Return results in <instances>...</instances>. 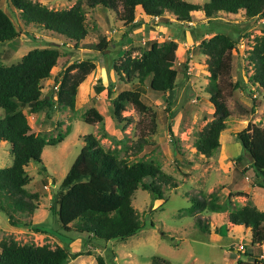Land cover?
I'll return each instance as SVG.
<instances>
[{
	"label": "rangeland",
	"instance_id": "rangeland-1",
	"mask_svg": "<svg viewBox=\"0 0 264 264\" xmlns=\"http://www.w3.org/2000/svg\"><path fill=\"white\" fill-rule=\"evenodd\" d=\"M33 1L62 10L71 8L78 0ZM186 1L202 6L208 0ZM0 6L21 32L22 41L18 50L8 43L0 45L1 63L6 66L17 64L34 49L60 52L51 76L40 82L43 97L56 102V77L71 61L90 60L96 65L79 85L75 109L54 104L48 117L43 112L33 115L25 108L33 132L62 141L46 146L42 162L32 161L26 167L30 178L26 188L39 195L37 209L29 216H15L33 226H13L7 213L0 209V241L14 239L21 244L60 245L70 252L93 251V255L69 258L66 264H97L95 256L99 254L107 264H152L155 255L171 264H238L239 259L252 263L253 258L240 254L248 248L253 249L250 246L251 228L230 222L228 212L248 203L264 210V188L254 180L251 157L244 152L236 136L250 123L264 127V90L250 83L253 68L248 58L256 37L263 34L264 22L247 20L241 11L235 16L220 13L218 22H212L221 25L219 32L236 36L238 45L232 52L231 75L224 82V98L231 115L226 130L221 133L220 146L211 158H205L197 152L195 143L207 123L214 119L215 108L207 91L210 83L208 57L201 51L202 41L213 35L204 36V31L199 30L205 26L212 30L213 25L206 22L202 9L192 13L193 24L172 25L158 22L157 18L155 21L145 18L147 23L141 30L126 33L115 12L103 6L86 7L89 35L79 46H74L55 32L35 25L27 26L20 11L10 1L2 0ZM140 13V10L136 12V20L141 18ZM165 17L175 21L171 13H166ZM102 38L109 43L104 55L95 48ZM170 40L177 43L174 68L178 75L175 95L169 100L165 94L152 90L150 79L144 84L136 78L128 83L121 80L113 68V64H121L128 54L140 57L155 41ZM236 82L240 88L235 90L230 83ZM109 85L114 90L111 95L108 94ZM129 88L141 93L146 110L142 111L131 102L115 101L120 92ZM3 113L0 109V117ZM170 127L175 137L171 136ZM87 134L96 136L105 149L120 157L130 156L134 145L143 142L142 150L131 155L129 161H151L171 175L178 185L164 187V199H155L142 188L135 191L133 206L144 228L133 237L87 245L85 235L58 234L62 233V227L58 216L51 211L54 194L60 190L62 180L81 152ZM12 163L11 143L0 141V168ZM212 192L218 195L221 209L191 210V198L210 199ZM7 206L11 207V204ZM198 218L208 225V230L200 228ZM34 226L46 232H35ZM68 237L73 239L69 242ZM263 255L264 247L262 258Z\"/></svg>",
	"mask_w": 264,
	"mask_h": 264
},
{
	"label": "trees",
	"instance_id": "trees-1",
	"mask_svg": "<svg viewBox=\"0 0 264 264\" xmlns=\"http://www.w3.org/2000/svg\"><path fill=\"white\" fill-rule=\"evenodd\" d=\"M8 1L20 11V17L27 26L35 25L55 32L73 42L74 46H79L89 35L86 7L94 9L103 6L115 12L123 22L126 33L142 29L145 20H136L138 10L152 20L157 18L158 22L181 26L192 22V13L197 9L204 11L208 24L218 22L220 13L238 14L242 10L248 20L264 19V0H208L202 6L186 0H78L71 8L62 10L51 9L33 0ZM166 13L173 14L175 21L166 18ZM205 27L199 29L204 31V36L213 35L202 41L201 51L208 57L210 83L207 91L215 111L214 119L207 123L195 146L198 153L211 158L221 144V133L226 130L231 115L224 98V82L231 75L232 52L237 48L238 40L232 34L219 32V24H214L212 30ZM20 34L11 17L0 6V45L8 43L18 50L22 42ZM108 44L106 38H102L95 48L104 55ZM176 50L175 41H155L140 57L128 54L121 64H113V68L120 79L128 83L136 78L144 84L150 79L152 90L165 94L169 100L177 88L178 70L174 68ZM59 57L57 49H34L17 64L6 66L0 62V109L4 112L0 117V141L11 143L13 154L12 165L0 168V209L7 213L13 226L32 227L31 223L22 222L15 215L29 216L37 209L39 195L26 188L30 182L26 167L32 161L42 162L44 148L62 141L61 138L48 139L33 132L25 108H29L33 115L43 112L48 117L54 104L75 109L79 85L88 73L96 69L95 63L90 60L71 61L56 77L58 91L56 102H53L49 97H43L40 82L51 76ZM248 58L253 68L249 81L264 90V29L263 34L256 37ZM230 84L232 89L240 88L239 82ZM113 93V87L109 85L108 94ZM115 101L131 102L142 111L147 109L141 100V93L132 88L120 92ZM170 133L175 137L171 127ZM236 136L244 152L251 157L254 180L264 188V127L250 123ZM84 140L81 152L60 184V190L54 194L51 211L58 216L62 227V233L58 234L65 236L66 233L74 232L85 235L87 245L133 237L144 228L133 206L135 191L142 188L153 198L164 199V187L178 186L175 179L151 161H129L131 155H137L142 150L144 145L141 141L134 145L130 156L120 157L114 151L105 149L93 134L85 135ZM218 198L215 192L211 193L210 199L193 197L191 210L202 211L208 207L212 210L221 209ZM228 219L236 225L251 228L250 246L253 251L248 248L240 254L254 261L249 263L239 259L238 264H264V258L261 257L264 247V210L248 203L228 212ZM197 223L202 230H208V225L201 218H198ZM33 230L46 232L37 226ZM72 239L68 237L69 242ZM82 255H93V251L70 252L60 245L21 244L14 239L0 241V264H66L69 258L76 259ZM95 258L97 264H107L102 255H96ZM152 264L171 262L155 255Z\"/></svg>",
	"mask_w": 264,
	"mask_h": 264
},
{
	"label": "crops",
	"instance_id": "crops-1",
	"mask_svg": "<svg viewBox=\"0 0 264 264\" xmlns=\"http://www.w3.org/2000/svg\"><path fill=\"white\" fill-rule=\"evenodd\" d=\"M207 2V1H206ZM241 12H243V14H244V11L242 10ZM202 14H203V16H204V18H206L205 17V14H204V12H202ZM221 14H227V13H221ZM239 14V13H238ZM140 15H141V18L142 19H144L145 20V18H147V20H148V18L149 17H147L145 14H143V13H140ZM236 14H234V16H235ZM219 18H221V17H218L217 19H219ZM150 19V18H149ZM248 20V19H247ZM253 20H256V19H253ZM206 22H208V19L206 18ZM259 22H264V19H260L259 20ZM147 22H146V20H145V23L144 24H146ZM193 23V22H192ZM162 26H164V25H162ZM167 28V27H166ZM164 30V29H163ZM161 31V30H160Z\"/></svg>",
	"mask_w": 264,
	"mask_h": 264
},
{
	"label": "built area",
	"instance_id": "built-area-1",
	"mask_svg": "<svg viewBox=\"0 0 264 264\" xmlns=\"http://www.w3.org/2000/svg\"><path fill=\"white\" fill-rule=\"evenodd\" d=\"M191 24H193L192 22H191ZM241 247H243L244 248V245H242ZM264 256V255H263Z\"/></svg>",
	"mask_w": 264,
	"mask_h": 264
}]
</instances>
